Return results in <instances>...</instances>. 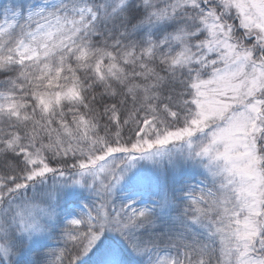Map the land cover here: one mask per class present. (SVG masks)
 <instances>
[{
    "label": "snow or ice",
    "instance_id": "6c2138e0",
    "mask_svg": "<svg viewBox=\"0 0 264 264\" xmlns=\"http://www.w3.org/2000/svg\"><path fill=\"white\" fill-rule=\"evenodd\" d=\"M0 264H264V0H0Z\"/></svg>",
    "mask_w": 264,
    "mask_h": 264
}]
</instances>
